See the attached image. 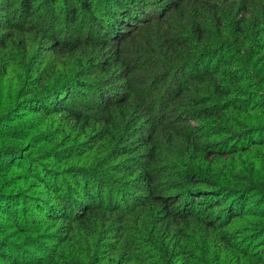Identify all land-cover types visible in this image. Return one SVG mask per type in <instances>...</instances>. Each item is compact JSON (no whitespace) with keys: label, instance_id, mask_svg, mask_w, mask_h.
Instances as JSON below:
<instances>
[{"label":"trees","instance_id":"obj_1","mask_svg":"<svg viewBox=\"0 0 264 264\" xmlns=\"http://www.w3.org/2000/svg\"><path fill=\"white\" fill-rule=\"evenodd\" d=\"M0 264H264V0H0Z\"/></svg>","mask_w":264,"mask_h":264},{"label":"rangeland","instance_id":"obj_2","mask_svg":"<svg viewBox=\"0 0 264 264\" xmlns=\"http://www.w3.org/2000/svg\"><path fill=\"white\" fill-rule=\"evenodd\" d=\"M28 145H26L25 147H27ZM44 160V159H43ZM70 164V163H69ZM62 166V165H61ZM63 166H65V165H63ZM17 174H20V172L18 171V172H16V174L15 175H17ZM15 178H20V180H21V183L22 184H27L29 187H34V188H37V189H39V190H42L40 187L41 186H39V187H35V186H37L38 185V181H36V180H34V179H28L25 175H23V174H21V175H18V176H14ZM20 186V185H19ZM27 190V189H26ZM36 191V190H35ZM36 192H39L38 190L36 191Z\"/></svg>","mask_w":264,"mask_h":264}]
</instances>
